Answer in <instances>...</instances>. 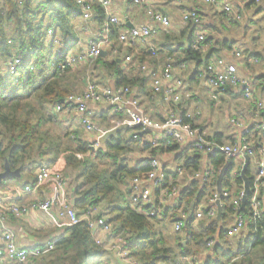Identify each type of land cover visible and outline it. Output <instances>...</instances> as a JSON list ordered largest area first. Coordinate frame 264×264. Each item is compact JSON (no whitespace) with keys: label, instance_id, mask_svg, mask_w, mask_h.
Instances as JSON below:
<instances>
[{"label":"trees","instance_id":"trees-1","mask_svg":"<svg viewBox=\"0 0 264 264\" xmlns=\"http://www.w3.org/2000/svg\"><path fill=\"white\" fill-rule=\"evenodd\" d=\"M87 1L92 3L95 12L89 21L84 22L81 8L75 0H23L20 6L16 0H0V169L7 159L11 170L20 167L21 173L28 171L30 181L26 183L33 184L36 178L33 171L42 165L53 166L62 154L63 169L80 167L81 184L75 190L77 196L73 206L82 212L103 204L102 213L110 217L112 234L124 238L126 249L138 264H264V213L260 218H254L249 205L256 177L252 173L253 157H249L244 169L250 186L246 195L245 210L240 211L244 226L237 234L230 235L229 228L237 216L234 201L238 200L243 190V178L240 175L243 163H236L235 158H230L231 163L222 179V190L227 195L221 194L219 197L221 213L217 218V206L211 202L216 193V181L204 180L202 177L192 178L186 183H181L183 186L178 189L174 203L160 202V198L163 190L171 191L173 185L177 184L178 169L193 173L204 168H213L217 177L227 161L219 151L202 154L195 150L191 142L166 145L163 142L150 150L149 144H142L140 140L132 137L133 131L121 129L92 153L89 152L88 144L95 138H85L82 128L65 130L64 138L57 136L53 141L47 137V132L46 136L43 134V123H57V117L53 115L56 106L65 108L68 96L82 91L86 76L91 78L90 81L104 83L106 75H115V87L132 88L131 85L141 83V94L137 95L141 105H144L143 108L153 120H163L156 112L149 111L146 105L154 104L151 89L144 88L143 85L146 78H129L116 62L114 48L109 49L110 58H89L77 71L73 66L75 64H66L70 52L81 40V30L88 22H105V10L98 0ZM108 26L114 38L119 39V31L126 24L121 22L118 26ZM189 26L188 24L180 35L165 33L168 42L183 39L187 32L189 36L176 48L163 44L162 49V52L169 56L176 53L175 59L179 61L177 63L192 64L187 79L190 86L182 89L183 92L190 91L193 84H198L206 65L215 56L218 57L220 51L227 54L238 51L233 48L232 41L224 40L214 43L215 47L203 52L201 43H211L214 34L204 36L197 47H192L193 31L189 30ZM51 27L54 30L53 36L60 40L58 46L54 44L53 36L48 37L46 34V29ZM69 38H74L71 45H68ZM8 39L12 40L11 44L7 43ZM14 48L22 52L18 75H5L1 69L4 60L12 54ZM146 51L144 49L142 53ZM148 53L151 54V51ZM242 57L245 63L238 65L239 70L250 66L249 57L258 60L260 53L256 50H245L242 51ZM257 89L255 87V90ZM32 95H35L37 108L29 100ZM252 95L256 98L254 89ZM35 114L37 118L34 120ZM113 119L122 121L125 115L112 112L111 108L106 106L97 116L92 117L93 122L102 131L113 128ZM193 126L196 128L194 122ZM139 130V127L134 129L136 132ZM250 130L248 138L255 155L258 156L257 149L261 137L255 126ZM243 131L244 129L242 133ZM198 132L202 134L201 127ZM153 134L152 131H145L143 136ZM209 138L218 143H226L220 134ZM238 139L226 140H229L227 143H233ZM35 148L37 157L32 159L31 152ZM147 151H150L151 156L156 153H175L174 160L171 159L175 169L164 173L163 184L153 190L154 202L145 206L154 211L153 215L138 209L139 203L132 200L133 193L129 187V180L148 170L149 156L140 158ZM78 153H84L85 157L79 158L76 155ZM129 160H135L132 166ZM178 184L181 186L180 182ZM259 198L264 200L263 186L260 187ZM181 210L187 213V218L182 231L177 233L173 230V224ZM211 210L214 214L209 213ZM199 211L202 213L201 217H197ZM9 219L11 223L17 222L16 218ZM166 225L171 226L172 233L164 232ZM56 230L41 231L40 236ZM50 239L55 240L54 248L41 256L37 264H112L111 259L107 258L110 251L95 244L84 222L63 226L59 233ZM211 240L212 244L208 245Z\"/></svg>","mask_w":264,"mask_h":264},{"label":"built area","instance_id":"built-area-1","mask_svg":"<svg viewBox=\"0 0 264 264\" xmlns=\"http://www.w3.org/2000/svg\"><path fill=\"white\" fill-rule=\"evenodd\" d=\"M77 5L81 8L82 19L88 21L94 15L95 9L90 1L87 0H75ZM114 0H98V3L107 9L111 2ZM127 1V0H121ZM133 4L143 6L150 23L133 26L129 29L119 31V41L125 43H137L144 48H147L149 40L158 33V28L163 30H169L172 26L169 16L155 11L151 6L147 5L146 0H130ZM200 3L219 6L220 11L225 14L227 18L234 17L236 20H241L240 14H235L232 7L231 0H198ZM244 2L257 3L260 0H243ZM18 6L22 5L23 0H16ZM183 22L197 26L201 24V16L197 7L185 8L181 12ZM124 23L123 18L120 19L117 15L106 14L105 26L109 28L108 24L118 26ZM48 37L54 35V30L46 29ZM102 38V36H101ZM204 39V34L200 31H196L195 38L192 40V47L197 45ZM53 42L55 45L60 44V40L53 36ZM7 43L11 44L12 40L8 39ZM92 45V46H91ZM105 46V40L90 41L87 43L86 53L69 54L66 64L73 65L79 60H82L85 55L91 57L99 56L102 47ZM108 46V45H107ZM156 51L151 49V54L156 55ZM233 56L240 57V52H233ZM22 60V52L17 48H14L12 54L4 60L1 72L5 75L17 76L18 66ZM131 57L125 56V61L129 62ZM178 65L180 68H184V63H177L170 56L165 60L161 73L155 75L151 81V92L153 96H158L162 104L165 105L166 112L163 116V120H153L141 106L140 100L137 97V91L128 86H119L111 88L104 83H96L94 81H86L81 92L74 93L68 96L66 102L68 103L65 108H61L57 105L55 110L57 112H70L79 115L80 127L86 133H97L100 129L94 124L92 120V111L89 108L90 105H104L111 108L112 112H118L125 115V119L117 121L111 120L113 126L125 124L127 129L133 131L132 137L140 140L142 144H149V149L156 148L159 145L179 143L183 144L186 141L192 143L195 150L202 154L211 153L213 151H219L222 153L226 160L234 158L236 156L254 157L257 159V174L254 180V191L250 198L249 205L252 216L254 218H260L264 213V200L259 198L260 187H264V100H258L252 96V88L241 76L238 74L237 64L234 61H228L224 57H218L215 60L206 65L205 73L207 74V81L211 87L217 91H222L227 87L242 86V93L245 99L251 101L255 107L256 114L259 119L254 124L258 129L261 141L258 145V156L255 155V150L252 143L249 141L248 136L251 133L249 128H244V131L240 138L233 143H218L214 139L206 138L204 135L199 134L198 130L193 126L192 120L195 115L199 114L197 110L185 109L181 103L183 99L190 100L191 92L182 91L181 80L176 78L174 80L173 67ZM145 64L141 65V69L145 68ZM216 98V97H215ZM237 119H233V123H237ZM136 127H139V131H134ZM145 131H152L154 133L151 136L144 137ZM103 132V131H102ZM99 136L96 134L92 143L89 142V152L94 153L100 146ZM148 151L149 159L147 165L148 170L142 175L134 176L129 180V187L133 193L132 200L139 203L138 209L148 215H153L154 211L149 210L145 206H150L154 202L152 195L155 188L161 187L164 182V176L166 170L163 168L160 160L155 155H150ZM79 158L85 157L84 153L76 154ZM186 175L193 178L202 177L204 180L216 181V172L213 168H204L193 173H187L178 169V175ZM35 181L33 184H24L21 188L17 187L12 189L15 195H19L23 192L27 194H35L37 188L45 185L48 182L55 184L52 197L45 199H33L28 204H22L19 202L6 200L0 196V264H37V261L41 256L49 252L54 248L55 240L48 239L44 243L34 246L25 247L20 246L17 243L16 236L9 228L5 226L7 216L11 215L14 218H20L29 213L30 210L39 209L43 211H49L51 208L56 209V218L59 224L65 226L84 222L89 228L92 238L95 244L109 250L115 254L118 258V264H138L137 260L130 256L126 249L125 240L122 236L112 234V226L110 223V217L100 212L97 208H90L85 211H78L71 206L62 189L65 184L63 171L50 168L46 165H42L37 168L35 173ZM174 186V185H173ZM164 191V190H163ZM175 192V187H172L171 191L165 190L164 194L170 196ZM222 195H227L226 192H221ZM220 194V195H221ZM243 194L241 191L238 200L234 201V209L237 216L233 225L229 228L228 233L230 235L237 234L244 226V220L240 213V201ZM217 193L214 194L211 202L216 206L215 201L219 199ZM176 216V220L173 224V230L175 232H181L185 225L187 213L184 210ZM210 214H214V211H209ZM201 211L197 212V217H201ZM99 230L103 234L109 235V241L103 243L95 233ZM212 244V240L208 245ZM194 258V257H192Z\"/></svg>","mask_w":264,"mask_h":264},{"label":"crops","instance_id":"crops-1","mask_svg":"<svg viewBox=\"0 0 264 264\" xmlns=\"http://www.w3.org/2000/svg\"><path fill=\"white\" fill-rule=\"evenodd\" d=\"M146 1H147V5L151 6L155 11L161 12L170 17L172 26L169 28V30L165 31L159 27L158 33L155 36H153L147 43V48H144L137 43L131 44L130 42L129 43L121 42L118 39H116L115 42L111 44H107L108 46L101 45L103 50L104 49L107 50L108 54L106 57L108 58L111 57L109 55L110 47L114 48V51H113L115 55L114 57L116 58V60L119 59V62L118 61L116 62L128 74L129 78H135V79H139L140 77L146 78L143 83V85H145L144 88L151 87L150 84H151L153 77L161 73L162 66L165 60L167 59V57L169 56L162 52L163 44L165 45L168 44V45H171L173 48H176L179 43L186 41L189 36L187 32L184 35L183 39H175L172 42H168L167 41L168 39L165 36L166 35L165 33L167 32H172L176 35H180L181 31L186 26H188V23L183 22L182 17H181V12L183 9L189 8V7H197L198 11L200 12L201 27H197L192 24H189L190 25L189 30L191 29L193 31V38H195L196 31H200L205 36H209L208 34L213 35L216 32L215 35L218 36L220 34V32L218 31L220 30L219 29L220 27H223L225 29L229 28V26H223V24H219L218 26L219 28L216 25L217 10L220 9L219 6L200 3L198 0H146ZM231 2H232L231 4L233 7L234 15H235V14H240L241 8H246V7L248 8L251 5L263 3L264 0H260L257 3L251 2L252 4H250V2H244L243 0H231ZM170 6H172L171 11L168 10ZM106 14H109L112 16L117 15L118 17L123 18L126 26L122 27L120 29L121 31L129 29L133 26L150 23L149 18L146 14L145 8L143 6L132 4L128 0L127 1L114 0L113 2L110 3L108 8L105 9V16ZM220 14H221V11H220ZM221 16L227 19L225 14L223 15L221 14ZM230 19H234V17L232 16L230 17ZM97 21L98 20L96 21L93 20V21L88 22L87 26L83 28V30H81V33H80L81 40L76 45V47L73 48L70 54L86 53L88 42L97 41V40L101 41V39H104L103 37L101 38V34L99 35L98 31L111 32V29L107 28L104 22L100 21L101 24H97ZM227 23L231 24L233 22H227ZM88 26H89V29L87 28ZM212 29H214V31ZM89 30H90V34L88 35ZM93 34H95V36L97 37L95 38L91 36ZM214 39L215 38L213 35V40L211 41L210 44L213 43ZM116 43H118V45ZM144 49H146L147 51L142 53ZM151 49L157 52L156 55L148 53L149 51H151ZM173 54L174 55L170 57L173 58L175 62H177L178 60L175 59L176 53H173ZM126 55H129L131 57V60L129 62L125 61ZM218 55H219L218 57H224L228 61H234L233 51H231V54H227L223 51H220ZM218 57L215 56L212 60H215ZM260 57L261 59L260 58H258V60L253 59L252 62L258 63L260 60H262L261 53H260ZM89 58L94 59L95 57L85 55L81 61L76 62L75 65H73L74 67H77L76 71L79 70V68L82 67V65ZM242 63H245V62H242ZM143 64H145L146 66L144 69H141V65ZM184 64H185L184 68H180L178 65L173 67V75H174L173 78L175 81H176V78H179L181 80L182 89L188 88V86H190L187 79L192 70L191 68L192 66L190 67L191 64L189 63L188 64L184 63ZM237 65L239 64L237 63ZM253 68H254L253 70L250 69L248 77L243 76L240 73L239 69L237 70H238L239 76H241L248 84H250L251 88L254 89V92L256 94L255 99L263 100L264 98L262 99V97L264 93V70L257 67L258 69L256 71V68L255 67ZM85 74H87V69L85 71ZM94 75H95V72L93 73V76ZM205 75L206 73L204 72L203 76L201 77V80L198 82L197 85L193 84V87L190 90L191 96H192L190 100H186V99L182 100L181 105L185 109L199 111V114L194 116L193 122L197 130H200V127L202 128L201 133L206 138H209L213 136L214 134H220L221 138L224 141H226V143L231 139L236 140L242 134V130L244 128L250 129L251 127H254V124L259 119V116L256 114V110L254 109L255 107L251 101L244 98L243 93H242V88H243L242 86H238L236 88L227 87L229 88V90H227L226 88L224 92L217 91L209 85L207 78H205ZM115 77H116L115 75H106L105 79L106 80L112 79L114 81ZM89 80H91V78L89 76H86V78L83 80V85L85 84L86 81H89ZM105 81H104V84H106ZM131 86L133 90L137 91L138 93L137 95L141 94V89H142L140 87L141 83L137 82ZM194 86H198L197 90L203 89L205 87H208L211 90L208 101H207L209 109H210V113L206 116L207 120L203 118L202 101L197 96H194L193 94ZM114 87H115V84H114ZM255 87H257L258 89L255 90ZM260 87H262V89H260ZM151 98H153L154 104H149V103L146 104L148 105L149 111L156 112L161 118H163L166 112L165 105L162 104L158 96L156 97V96H153L152 94ZM144 99L148 101L147 98L144 97ZM219 103L222 104L223 113L226 117V121H223V122H220L217 116L218 109L220 108L218 109L215 108V105ZM141 106L144 107L143 104ZM104 107L106 106L104 105H90L89 106V108L92 111L93 116L95 115L97 116L98 112L104 109ZM60 113H61V115L59 116L60 119L58 118V120L67 125L65 127L66 130L73 129V128H81L79 124V115L75 113L65 112V111L60 112ZM210 119H213L214 126L212 127V132L208 134L205 132L206 131L205 127L207 128V122H209ZM233 119H237L238 120L237 123H233L232 122ZM69 124H71L72 126ZM114 127L115 126H113V128ZM102 133H103L102 130L98 131L97 133H86L85 132V135H86L85 138L87 139L89 137L95 138L96 134L101 135ZM74 138L75 136L73 135V139ZM226 139H229V140H226ZM186 142H189V141H186ZM147 152H145L143 156H140V158H143L144 156H148ZM156 154H157L156 157L160 160L166 172L169 170L173 171L175 169V165L171 161V159L174 160V155H175L174 152L164 153V154L156 153ZM234 158H235L236 163H244V158L243 160L241 159L242 157H239V156H236ZM61 159H62V154L58 157L57 161L55 162L53 166H48V167L53 168V169H58L59 171H63L65 184L63 185L62 189L67 198L68 203L71 206H73L76 196H77L75 193V190L76 188H79L81 184V178L79 176L80 167L79 168L68 167L67 169H63L61 166L62 164ZM252 162L254 165L252 168L253 169L252 173L255 176L257 174V159L253 157ZM18 168L20 172V167ZM36 170L37 169L33 171L34 174L36 173ZM22 173L20 172V175H21L20 177H13V179L16 180V182L14 181V183L8 180H4L0 183V196L4 197L6 200H9V201L14 200L15 202H19L22 204L23 203L28 204L33 199H45V198L52 197L55 194L54 189H53L55 187V184L53 182H48L45 185L38 187L35 194H27L23 192L19 195H15L12 189L17 188V187L21 188L24 184H32V183H26L30 181V174L28 171H26V174H27L26 178L22 181L20 180L23 176ZM187 173L190 174L191 172H187ZM192 178L193 177H190V176L186 177L185 173L184 175H179V177L176 178L177 184L173 186L175 187V192L171 194L170 196H167L166 194H164L165 191H163V194L160 198V202H165V203L168 202V204L174 203V198L177 195L178 189L183 186L181 185V183L182 182L186 183L188 180H191ZM178 182H180L181 186H179ZM97 209L100 212H102L103 204H100L97 207ZM56 212L57 211L54 207L51 208L48 212L39 210V209H36V210L33 209V210H30L29 213L26 214L25 216L16 218L17 220L16 223H11L9 217H12V216L8 215L5 226L9 228L11 231H13V233L16 236L17 243L20 246L34 247V246H37L38 243L42 244L46 240L52 238L54 235H57L59 233V230L63 226H65L61 223L59 224V222L57 221ZM181 212L182 211H180V213ZM37 216L39 217L37 218ZM51 229H57V230L50 232V234L48 235L40 236L41 231L48 232ZM1 231L2 230L0 228V233ZM95 235L98 238H100L103 243H107L110 239L109 235L103 234L99 230L96 231ZM109 254L111 256L110 259L112 261V264H118L119 261H118V258L115 256V254L111 251Z\"/></svg>","mask_w":264,"mask_h":264},{"label":"rangeland","instance_id":"rangeland-1","mask_svg":"<svg viewBox=\"0 0 264 264\" xmlns=\"http://www.w3.org/2000/svg\"><path fill=\"white\" fill-rule=\"evenodd\" d=\"M169 11L172 10V6H170L168 8ZM240 17L241 20H239L238 22H234L235 20H230V18H223L220 14V9L217 10V21H216V25L217 27L219 26V24H223V26H229V28H223V27H218L220 30H218L220 32V34L218 36L215 35L214 33V41L212 44L210 43H201V49L202 51H205L206 49H209L210 47H215L214 43L215 42H223L224 40H229L233 42V48H236L235 50H238L240 52V58H236L233 57V60L235 61V63H242L244 60V57H242V51H249L252 52L254 50H257L261 53L262 55V60L260 57V61L258 63H253L252 60L255 59L253 57V59L251 57L248 58V61L250 63V66L247 68H241L240 69V73L243 76L248 77L249 76V72L250 69H254L253 67L256 68L257 71V67H259L260 69L264 70V2L260 3V4H256V5H251L250 7H246V8H241L240 9ZM255 12V13H254ZM222 13V12H221ZM227 22H233L231 24H228ZM97 24H101L100 21H97ZM198 27H201V24L198 25ZM89 29V26L87 27ZM214 31V29H212ZM217 31V29H216ZM90 34V30L88 32V35ZM98 34L104 38L105 40V45L107 44H111L113 42H115V38L114 36L111 34V32H100L98 31ZM209 35V34H208ZM93 37H97L95 36V34L91 35ZM205 36V35H204ZM206 37V36H205ZM74 43V38H69L68 40V45H71ZM118 45V43H116ZM92 46V45H91ZM121 47V46H120ZM222 55V54H220ZM192 66V64L190 65V67ZM79 67V66H78ZM77 67H75L74 69H76ZM192 68V67H191ZM190 68V69H191ZM237 69H239L238 65H237ZM106 84L111 87L114 88V83L112 79H108L105 81ZM198 86H194L193 88V94L194 96H197L201 101H202V113H203V118L205 120H207L206 116L210 113V109L208 106V98L210 95L211 90L208 87H205L203 89L197 90ZM30 102L37 108L38 104L35 103V95H32L29 98ZM217 102V101H215ZM215 108H220L218 109V118L220 120V122L226 121V117L223 113V107L222 104H216ZM41 115V114H40ZM53 115L55 117H57V123H51V122H44L43 126H42V131H44L43 134H45L47 132V137L53 141L55 140V138H57V136L64 138V133L66 130V124H64L63 122L59 121L58 118L61 115L60 112L57 113V111L55 110L53 112ZM35 116V117H34ZM37 118V114L33 115V119L35 120ZM60 119V118H59ZM55 121V120H54ZM71 125V124H69ZM72 126V125H71ZM214 126V121L213 119H210L209 122H207V128L205 127V132L210 134L212 132V127ZM74 127V125H73ZM37 144V143H36ZM37 157V148H35L32 152H31V158L34 159ZM135 160H129V164L130 166H132L134 164ZM23 176L20 179L21 181L24 180L27 176L26 174V170L22 173ZM4 180H8L12 183H14V181L16 182L15 179H13V177L11 178H6ZM3 180V181H4ZM165 233H172V228L170 225H166L165 229H164ZM107 258H111L110 254H108Z\"/></svg>","mask_w":264,"mask_h":264},{"label":"water","instance_id":"water-1","mask_svg":"<svg viewBox=\"0 0 264 264\" xmlns=\"http://www.w3.org/2000/svg\"><path fill=\"white\" fill-rule=\"evenodd\" d=\"M107 54H108L107 50L104 49V50H101L99 56L106 57ZM116 61L119 62V59H117ZM205 78H207V74L205 75ZM121 129H125L126 130L127 129L126 125L125 124H121V125H118V126L112 128L110 130L103 131V133L99 136L100 143L103 144L104 142H106L109 139V137H112V136L116 135V133L119 130H121ZM248 160H249V157L247 155L244 156V163H243L242 168L240 170V175L243 178V194H242L241 201H240V207H241L242 211L245 210L246 195H247V193L250 190L249 180L244 175V169L246 167V164H247ZM230 163H231V161L227 160L225 162V164L221 167V169L218 172L217 179H216V193H217L218 196L222 192V188H223L222 187V179H223V176L225 175ZM20 176L21 175H20V172H19V168H15L14 170H11L9 165H8L7 159H5L4 160V166H3L2 169H0V183L6 178L20 177ZM215 204L217 206L216 217L219 218L220 213H221L219 199H217L215 201ZM0 228H1V224H0Z\"/></svg>","mask_w":264,"mask_h":264}]
</instances>
